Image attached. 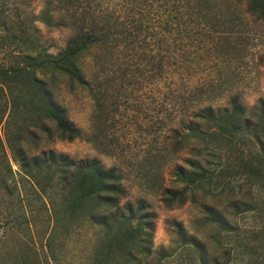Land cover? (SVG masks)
I'll list each match as a JSON object with an SVG mask.
<instances>
[{"label": "trees", "instance_id": "obj_1", "mask_svg": "<svg viewBox=\"0 0 264 264\" xmlns=\"http://www.w3.org/2000/svg\"><path fill=\"white\" fill-rule=\"evenodd\" d=\"M0 2V22L4 21L1 25L9 35L3 40L10 37L24 53L11 67L3 64L0 56V95L10 98V105H4L0 97V126L5 125V142L21 173L41 193L63 182V197L72 199L69 210L74 218L73 231L84 216H78L84 204L93 203L87 211L89 223L100 225V214L118 212L127 196L119 168L108 169L97 159L76 162L66 154L45 149L55 140L74 142L84 137L83 130L70 120L67 109L58 101L62 85L70 91L89 93L95 105L93 119L96 128L99 126V76L91 79L85 71L86 59L98 50L106 51L110 56L108 64L115 65L117 53L139 47L146 53L144 76L156 79V71L166 73L167 121L179 120L182 126L180 130L168 128L176 146L174 151L167 152L169 156L156 152L155 158L170 164L178 153L189 150L194 157L205 160L191 172L177 174V183L186 186L183 191L162 193L168 208L184 205L188 190L196 187L207 186L209 193L219 197L236 193L241 178L250 182L264 180V100L247 108L234 99L223 111L210 104L238 87L235 78H239V66L254 40L248 21L264 25V0H40L38 15L27 11V7L14 8L10 14V0ZM34 22L50 32L68 34L65 46L56 55L50 53L56 46H47L36 34ZM10 23L19 26V33L15 26L8 27ZM213 53L222 57L215 66L208 58ZM261 60L264 66V58ZM202 71H208L211 78L206 80L207 74L202 81L193 82V77ZM98 137L90 139L97 141ZM5 142L0 135V154H4L12 172ZM156 178L159 184L162 173H157L153 181ZM162 189L161 183L157 190ZM256 205L238 214L255 211ZM142 211L143 207L138 214ZM137 217L130 209L128 215H118L106 226L105 245L96 256L100 257L96 264H112L111 258L119 249L127 259L113 264L148 262L152 249L145 234L146 224ZM226 229L234 231L229 224ZM121 233L122 238L118 236ZM181 240L184 251L198 253L200 264H206V248L195 240H186L183 234ZM128 243L133 244V249L126 248ZM250 249L244 264H264L260 249L255 245ZM232 251L227 249L224 263L216 260L215 264H235Z\"/></svg>", "mask_w": 264, "mask_h": 264}, {"label": "rangeland", "instance_id": "obj_2", "mask_svg": "<svg viewBox=\"0 0 264 264\" xmlns=\"http://www.w3.org/2000/svg\"><path fill=\"white\" fill-rule=\"evenodd\" d=\"M8 6L10 14L14 13V8L27 7V11L38 15L42 4L40 0H10ZM2 22L0 56L4 59L3 64L11 67L20 61L16 58L24 53L12 44L10 37L3 40L9 35ZM248 22L254 40L251 39V46L239 66V78H235L238 87L210 103L216 110L230 108L234 99L247 108L264 100V66L261 60L264 58V25L253 20ZM11 24L8 27L15 26L14 30L18 32L19 26ZM33 25L37 29L36 34L47 46H56L51 48L50 53L56 55L65 46L66 32H50L37 22ZM145 54L139 47L123 50L115 55V65L108 64L110 56L106 51L98 50L86 59V74L91 79L99 76L98 86L102 92V113L97 128L93 119L94 101L87 91H70L62 85L58 94V101L67 109L70 120L83 130L84 137L74 142L55 140L45 145L48 147L45 149L66 154L76 162L97 159L108 169L119 168L123 176L127 196L118 212L100 214L97 218L100 225L89 223L87 211L93 203H87L79 211L78 216H84L78 219V228L73 231L71 224L74 218L69 210L72 199L63 197V182H57L56 188L41 193L32 181L24 177L12 159L5 142V125L0 126V135L12 168L9 172L1 153L0 264H96V256L101 246L105 245L106 226L109 227L118 215H128L130 209L137 214V221L146 224L145 234L152 249L146 264H200L198 253L183 250L185 244L181 234L186 240H195L207 249L206 264H215L216 260L224 263L227 249L233 250L235 264H244L253 245L260 249L259 255L264 259V180L251 181L254 185L241 178L236 193L219 197L209 193L207 186L196 187L188 190V200L184 205L176 204L168 208L164 204V191L181 192L186 188L177 183V174L180 171L191 172L195 167L204 165L205 160L194 157L189 150L178 153L170 164L155 158L156 152L166 154L174 151L176 146L172 144L168 128L180 130L182 122L168 123L166 73L156 71V79L144 76ZM153 54L159 55L157 52ZM220 57L213 53L208 58L215 66L222 59ZM207 74L208 71L198 73L193 82L202 81ZM211 76H207L206 80ZM0 97L4 105L9 104L8 96L6 98L1 94ZM95 136H99L97 141H91L90 138ZM234 168L242 169L240 166ZM157 173H162L159 184L157 178L153 181ZM5 180L9 182V189L8 185H4ZM161 183L163 189L159 191L157 188ZM255 204V211L238 214L245 207ZM141 207L143 211L138 214ZM228 224L233 232L226 229ZM118 236L122 238L123 233ZM126 248L133 249V244L128 243ZM123 253V249L115 250L112 264L115 261L124 262L127 258Z\"/></svg>", "mask_w": 264, "mask_h": 264}]
</instances>
